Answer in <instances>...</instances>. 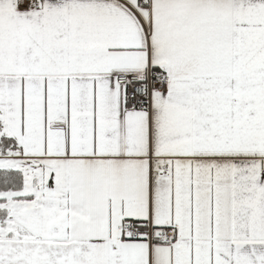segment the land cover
<instances>
[{
  "label": "snow or ice",
  "instance_id": "1",
  "mask_svg": "<svg viewBox=\"0 0 264 264\" xmlns=\"http://www.w3.org/2000/svg\"><path fill=\"white\" fill-rule=\"evenodd\" d=\"M0 264H264V0H0Z\"/></svg>",
  "mask_w": 264,
  "mask_h": 264
}]
</instances>
